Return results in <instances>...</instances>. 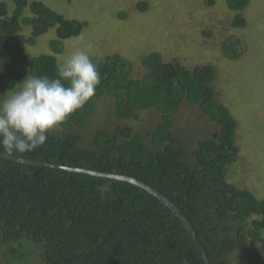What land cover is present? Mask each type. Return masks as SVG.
<instances>
[{"label":"trees","instance_id":"1","mask_svg":"<svg viewBox=\"0 0 264 264\" xmlns=\"http://www.w3.org/2000/svg\"><path fill=\"white\" fill-rule=\"evenodd\" d=\"M226 2L235 13L232 26L246 27L251 0ZM138 7L146 11L148 3ZM24 26L31 34L22 32ZM87 26L44 0H1L0 81L12 91L32 76H54L64 41ZM51 28H56L52 53L29 56L26 46ZM222 51L240 59L243 40L230 36ZM142 65L146 71L136 78L125 55L102 56L95 96L50 133L43 147L5 154L136 178L177 205L211 264H264V248L255 245L264 243V198L229 180L240 156L238 121L215 89L217 67L189 68L178 58L165 60L160 51L145 55ZM185 108L191 113L182 119ZM102 184L112 186L103 198ZM1 261L203 264L182 221L146 189L0 157Z\"/></svg>","mask_w":264,"mask_h":264},{"label":"rangeland","instance_id":"2","mask_svg":"<svg viewBox=\"0 0 264 264\" xmlns=\"http://www.w3.org/2000/svg\"><path fill=\"white\" fill-rule=\"evenodd\" d=\"M44 1L68 18L88 21L79 36L64 41V51L57 54L59 63L83 49L96 65L104 55H125L133 62L136 78L146 71L142 58L154 51H160L167 61L178 58L189 68L215 65L219 72L215 89L238 121L240 156L230 166L229 180L264 198V0H251L244 28L232 26L235 13L226 0H215L212 6L209 0ZM141 1L148 3L146 11L139 9ZM121 12L128 13L126 19ZM22 32L29 35L32 29L24 26ZM230 36L243 40L245 53L238 60L223 54L222 43ZM55 38L56 28H51L34 45H27L26 53H52L50 41ZM2 81L0 95L11 94ZM190 113L185 108L182 119ZM255 245L264 248V243Z\"/></svg>","mask_w":264,"mask_h":264},{"label":"clouds","instance_id":"3","mask_svg":"<svg viewBox=\"0 0 264 264\" xmlns=\"http://www.w3.org/2000/svg\"><path fill=\"white\" fill-rule=\"evenodd\" d=\"M100 83L97 65L78 49L56 65L54 76H32L11 94L0 95V150L27 154L43 147L50 133L95 96ZM98 190L103 198L112 186L102 184Z\"/></svg>","mask_w":264,"mask_h":264},{"label":"water","instance_id":"4","mask_svg":"<svg viewBox=\"0 0 264 264\" xmlns=\"http://www.w3.org/2000/svg\"><path fill=\"white\" fill-rule=\"evenodd\" d=\"M1 158L5 159H11L17 162H23L26 164L30 165H39V166H44V167H50V168H55V169H61V170H68V171H73V172H80V173H86L94 176H102V177H107V178H112V179H117V180H123V181H128L130 183H133L139 187H142L158 197L162 202H164L177 216L178 218L182 221L184 226L186 227L188 233L190 234L192 240L194 241V244L198 250V253L202 259L203 264H211L209 256L206 252V249L204 245L202 244V241L200 240L198 234L196 233L195 229L189 222V220L186 218V216L182 213V211L175 205L171 200H169L165 195H163L161 192L158 190L154 189L153 187L147 185L146 183L130 177L126 175H116V174H111V173H106V172H101V171H96V170H91L87 168H79V167H69V166H64L56 163H50V162H43L39 160H30L27 158H22L18 157L15 155H10V154H5V153H0Z\"/></svg>","mask_w":264,"mask_h":264}]
</instances>
